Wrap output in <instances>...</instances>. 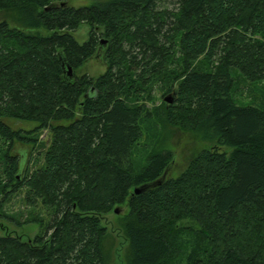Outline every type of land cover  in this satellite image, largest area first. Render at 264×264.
Returning <instances> with one entry per match:
<instances>
[{
    "label": "trees",
    "instance_id": "obj_1",
    "mask_svg": "<svg viewBox=\"0 0 264 264\" xmlns=\"http://www.w3.org/2000/svg\"><path fill=\"white\" fill-rule=\"evenodd\" d=\"M162 1L0 0V185L51 212L32 238L0 235V264H109L105 215L123 206L126 264H264V106L232 97L234 76L264 80V0ZM96 57L102 73L77 72ZM156 86L172 101L147 107ZM152 121L216 145L171 176L168 147L136 160ZM42 130L30 168L12 146Z\"/></svg>",
    "mask_w": 264,
    "mask_h": 264
},
{
    "label": "rangeland",
    "instance_id": "obj_2",
    "mask_svg": "<svg viewBox=\"0 0 264 264\" xmlns=\"http://www.w3.org/2000/svg\"><path fill=\"white\" fill-rule=\"evenodd\" d=\"M98 0H66L67 4L73 7L86 6ZM159 9L174 10L176 8V3L172 0H163L159 4ZM167 25H163L161 31H164ZM89 25L85 22H81L77 28L71 31L77 42L82 43L88 37ZM201 62L199 58L198 62ZM106 67V64L99 58H92L86 61L81 67L77 69L78 73L85 72L91 76H97L102 73ZM177 67V66H175ZM235 83L232 89V97L239 104H252L256 106H264V80L251 82L244 78L243 76H234ZM153 95L155 102H147V107L151 105H159L162 101L169 103L165 100L166 97H170L172 93L165 92L161 87H154ZM153 106V107H154ZM11 127L18 129H30L34 126V123L20 121V120H8ZM149 122H145L144 131L142 134L141 142L138 144V149L136 150V160H140V151L145 149L148 150L154 144L159 145V147L170 148L173 152V160L168 168V173L171 176L177 175L180 171L184 169L187 164V160L192 153L201 147H213L216 144L211 141H203L197 138L190 132L179 129L174 126H160L156 122L152 121L155 128H148ZM36 144L23 143L21 141H15L13 143L12 152L18 155V157L25 162V159L29 158L31 164L30 168H34V160H37L38 153L43 151L41 143L48 142L49 132L47 130L40 131L37 135ZM143 143V144H142ZM1 144V141H0ZM43 146V145H42ZM26 165V164H25ZM3 173H1L0 166V179L1 183H4ZM6 189V190H5ZM25 189L21 188L17 191L9 190V186L2 189V184L0 185V211L2 215L0 216V235L5 232H10L16 235H22V237L32 238L40 230L41 223L46 224L50 220L51 212L50 209L42 205L39 201L34 205H29L24 198ZM119 208L118 213L110 212L105 216V224L107 226L108 236L104 241V248L108 254L109 264H126L125 259V249L126 240L122 233V216L124 215L126 208ZM32 218L37 219V221L32 220Z\"/></svg>",
    "mask_w": 264,
    "mask_h": 264
},
{
    "label": "water",
    "instance_id": "obj_3",
    "mask_svg": "<svg viewBox=\"0 0 264 264\" xmlns=\"http://www.w3.org/2000/svg\"><path fill=\"white\" fill-rule=\"evenodd\" d=\"M102 42L104 43L105 41L102 40ZM61 59V63H62V67H63V74L65 76V78L67 79H71L72 77V67L65 61V59H63L61 56L59 57ZM165 100L169 103H171V99L170 97H166ZM135 191L137 192L138 189H135ZM115 213H118V209L117 208H114L113 209Z\"/></svg>",
    "mask_w": 264,
    "mask_h": 264
}]
</instances>
